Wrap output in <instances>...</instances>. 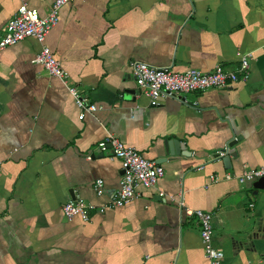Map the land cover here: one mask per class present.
<instances>
[{
  "label": "crops",
  "instance_id": "0c3cea01",
  "mask_svg": "<svg viewBox=\"0 0 264 264\" xmlns=\"http://www.w3.org/2000/svg\"><path fill=\"white\" fill-rule=\"evenodd\" d=\"M52 1L28 5L43 16ZM17 4L0 0V36ZM44 44L96 110L77 118L61 81L31 61L40 49L33 38L0 52V264H208L198 221L179 200L211 213L220 264L264 259V188L237 181L264 163V0H71ZM246 54L245 82L155 106L129 65L233 71ZM107 134L147 159L165 140L190 155L161 162L157 183L138 186L126 204L66 218V200L103 204L118 187L119 160L96 147ZM231 140L226 167L213 156Z\"/></svg>",
  "mask_w": 264,
  "mask_h": 264
},
{
  "label": "built area",
  "instance_id": "2783aa9c",
  "mask_svg": "<svg viewBox=\"0 0 264 264\" xmlns=\"http://www.w3.org/2000/svg\"><path fill=\"white\" fill-rule=\"evenodd\" d=\"M17 1L16 10L5 23L3 34L0 36V52L5 47L25 38H33L40 44V49L34 54L31 61L40 64L49 75L55 76L61 81L73 96L74 103L79 109L78 119H82L85 113H92L96 110L95 104L88 103L85 97L79 95L76 86L68 83V75L44 44L46 33L58 19L59 8L71 0H53L43 16H40L34 8L28 5V0ZM247 56V54L240 56L238 67L233 71H224L219 66H215L207 72L196 68L176 72L169 67H156L139 60H132L129 65L136 86L148 97L149 104L155 106L161 99L171 98L183 103L184 99L180 97L182 94L202 91L209 87L222 88L236 81L245 82L249 74ZM96 147L100 152H105L108 148L111 149L112 155L119 160L121 174L118 187L103 204L94 205L76 198L66 200L61 205V211L66 218L78 217L87 221L89 210L101 213L106 208L122 206L134 197L135 189L138 186L152 187L163 175L160 163L143 157L137 150L125 145L112 134H107L105 139L99 140ZM228 150L229 146L226 144L214 152L213 159H221L228 153ZM198 168L200 169L201 166ZM263 176L264 163L255 168L244 169L237 176V181L239 183L254 182ZM224 177L227 178L226 175ZM208 178L210 182L219 180V177L213 174H210ZM101 184L100 179H97L93 184V191L96 195L102 193ZM158 195L161 196L162 193L159 192ZM178 205L186 216H195L197 219L203 255L208 264H220L223 253L211 243V213L201 209L186 208L182 206L181 200L178 201ZM256 264H264V259Z\"/></svg>",
  "mask_w": 264,
  "mask_h": 264
},
{
  "label": "water",
  "instance_id": "95a60500",
  "mask_svg": "<svg viewBox=\"0 0 264 264\" xmlns=\"http://www.w3.org/2000/svg\"><path fill=\"white\" fill-rule=\"evenodd\" d=\"M227 145L229 146L228 153L220 159L224 164V166L226 167L229 166V157H234L236 155V151L233 148L234 141L231 140L230 142H227ZM111 152L112 151L110 149L109 154H111ZM161 152H162L161 155L157 156V158L155 159L157 163H161L164 162L165 160L175 158L176 156L190 155V152L186 148V146L182 142H179L178 140H165L163 142V147ZM252 185L255 188H264V176L253 182Z\"/></svg>",
  "mask_w": 264,
  "mask_h": 264
}]
</instances>
